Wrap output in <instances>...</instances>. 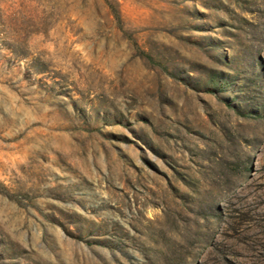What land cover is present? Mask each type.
I'll use <instances>...</instances> for the list:
<instances>
[{
    "label": "rangeland",
    "instance_id": "rangeland-1",
    "mask_svg": "<svg viewBox=\"0 0 264 264\" xmlns=\"http://www.w3.org/2000/svg\"><path fill=\"white\" fill-rule=\"evenodd\" d=\"M0 264H264V0H0Z\"/></svg>",
    "mask_w": 264,
    "mask_h": 264
},
{
    "label": "trees",
    "instance_id": "trees-1",
    "mask_svg": "<svg viewBox=\"0 0 264 264\" xmlns=\"http://www.w3.org/2000/svg\"><path fill=\"white\" fill-rule=\"evenodd\" d=\"M116 15H118V14H116Z\"/></svg>",
    "mask_w": 264,
    "mask_h": 264
}]
</instances>
